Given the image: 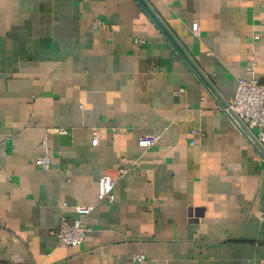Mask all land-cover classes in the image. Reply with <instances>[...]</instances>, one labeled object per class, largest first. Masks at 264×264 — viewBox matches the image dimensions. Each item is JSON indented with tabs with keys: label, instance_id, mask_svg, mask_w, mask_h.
Instances as JSON below:
<instances>
[{
	"label": "crops",
	"instance_id": "1",
	"mask_svg": "<svg viewBox=\"0 0 264 264\" xmlns=\"http://www.w3.org/2000/svg\"><path fill=\"white\" fill-rule=\"evenodd\" d=\"M145 1L176 40L136 0H0V264H264V160L178 52L229 104L264 82V0Z\"/></svg>",
	"mask_w": 264,
	"mask_h": 264
},
{
	"label": "built area",
	"instance_id": "2",
	"mask_svg": "<svg viewBox=\"0 0 264 264\" xmlns=\"http://www.w3.org/2000/svg\"><path fill=\"white\" fill-rule=\"evenodd\" d=\"M105 22L100 18H95L90 29H97L102 26ZM258 38V35H255ZM143 40L136 39L135 43L140 44ZM223 111L231 118H233V112L245 126L254 134L259 143L264 141V82H258L254 77L247 79H240L236 85V92L228 104L227 107L222 108ZM254 130L256 133H254ZM60 133L65 132L60 130ZM191 134H198L201 136V132L196 129L190 130ZM195 140L191 139L190 144H195ZM35 163L42 169H48L50 165V160L47 155L39 156ZM123 173V170H118L117 174ZM113 187V174L105 173L103 174L97 182V199L98 201L107 200L112 201L114 195L112 193ZM74 212L78 217L67 221V219L62 218L59 228L54 231V235L57 237L60 245H80L90 227L83 222V217L88 215L92 210V205H74ZM135 260L141 261L144 259L143 255H136Z\"/></svg>",
	"mask_w": 264,
	"mask_h": 264
},
{
	"label": "water",
	"instance_id": "3",
	"mask_svg": "<svg viewBox=\"0 0 264 264\" xmlns=\"http://www.w3.org/2000/svg\"><path fill=\"white\" fill-rule=\"evenodd\" d=\"M140 6L144 9V11L149 15L151 20L157 25L159 24L164 28L167 33L171 36L172 34L168 31L167 27L163 24V22L159 19V17L156 15V13L149 7V5L146 3L145 0H136ZM166 36V35H165ZM167 37V36H166ZM174 39V37H173ZM176 40V39H174ZM178 44V43H177ZM179 46V44H178ZM181 48V47H180ZM179 54L183 58V60L186 62V64L190 67V69L194 72V74L198 77V79L202 82V84L206 87V89L216 98L217 102L219 103L220 107H227L228 104L221 99V97L218 95L214 87L211 85V83L206 79V77L201 73L200 69L196 66V64L192 61V59L188 56V54L181 48L179 51ZM233 118L230 117L232 122L236 125V127L241 131V133L246 137V139L250 142V144L256 149V151L259 153V155L264 160V147L261 143L258 142L254 134L245 126L244 123L233 113L230 111ZM60 142L63 144H68L70 142L71 136L67 133H61L60 134Z\"/></svg>",
	"mask_w": 264,
	"mask_h": 264
}]
</instances>
